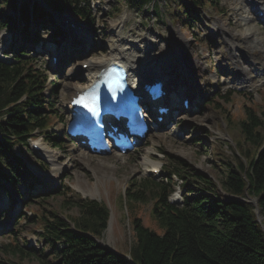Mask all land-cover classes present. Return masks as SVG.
Returning <instances> with one entry per match:
<instances>
[{
	"label": "rangeland",
	"instance_id": "374dc122",
	"mask_svg": "<svg viewBox=\"0 0 264 264\" xmlns=\"http://www.w3.org/2000/svg\"><path fill=\"white\" fill-rule=\"evenodd\" d=\"M90 1L94 7L93 19L77 20L84 31L82 32L84 40L80 42L81 37H79L80 43L76 45L81 47L74 46L76 40H72L74 43L68 42L70 36L74 38L72 30H67L64 25H62L63 28H59L62 32L58 33H53L49 29L38 31L40 42L36 44H32V41L22 42V47L26 48L25 55L32 59L33 67L46 77L42 95L49 96L48 100L52 104L49 112L52 115L51 130H47L48 134L44 135L50 136L49 139L40 136L32 142L38 146V151L34 148L31 151L20 147L15 148V155L24 160L26 167L32 170L37 180L40 177L43 179L31 186L29 183L31 178L28 177V181L20 180L16 188L7 186L8 191L11 192L10 196L6 190L0 188V228H2L0 230V263H36L35 256L33 258H26L23 255L10 256V245H4L8 244L9 239H13L24 252L39 255L43 250V254L49 256L51 250L41 237V227L35 216L45 211H54L61 217H73L79 215L76 205L86 200H95L104 204L109 211L107 227L97 237L98 242L111 250L128 255L129 248L135 241L131 224L133 217L140 218L145 226L158 234H161L163 229L160 228L159 222L151 217L156 195L154 186L147 185L148 188L141 189L140 194L144 195V202H126V191H132L142 181L149 180L171 187L172 194L169 200L175 201L174 197L183 196L189 191V188H185L184 183L177 176L171 175L169 170L172 163L174 166L176 161L181 160L189 165V171L187 169L186 172L191 173L194 169L210 175L215 180L218 193L222 196L227 194L221 185L225 175L221 163L224 158L218 151L227 154H235L239 151L238 142L242 138L239 134L237 119L243 105L253 106L258 111L264 109V82L258 83L264 79L263 46L253 40L254 33L247 35V38L239 35L246 32V28L255 27L259 36L264 38V29L260 27L262 25L257 20H242L241 17L247 16V13L246 9L245 11L243 9L244 4L238 3L240 0H215L218 2L217 6L203 12L201 19L203 25L196 29H188L183 21H176L172 12L170 13L171 7L169 8L163 1H158L156 4L161 7V17L150 14V11L134 12L126 3L118 0ZM25 3H28L30 7L35 4V9L38 11L47 9L41 0H17V7ZM238 6L240 8L235 10ZM116 8L118 11H115ZM15 14L12 9L6 10V16ZM117 24L118 26L114 27ZM23 26L16 21L15 27L0 30V33H3L0 35L1 59L9 61L13 58L11 51L20 42ZM27 28L30 30L32 25L30 24ZM223 29L230 30L235 37L234 41L237 40L239 43L247 44L246 39L251 40L255 45L252 49L256 50L248 52L246 45H240L238 42L246 53L241 54L238 50L240 47L233 50L222 32ZM86 36L89 38L86 39ZM223 39L226 40L225 43H222ZM114 40L122 45L129 44L132 49L129 48L138 55L142 50H151L154 56L149 58L150 64L152 63L153 70L158 71L161 70L160 63L168 58H171L168 60L169 63L173 62L177 52H180L178 49L187 42L189 48L186 49L188 53L185 52L184 57L193 61L192 75L196 74L198 78L201 76L204 82L200 99L205 100L192 112L179 116L172 124L152 128L135 150L125 155L119 156L113 153L93 155L86 151L80 153L82 149L78 148L79 145L76 142L63 140L65 102L72 94L73 87H81L80 83L85 75L80 62L87 58L108 57L114 50L112 46ZM56 43L59 46L62 43L69 49L71 46L70 52L76 56L70 58L71 63L66 62L54 70L50 67L51 54L45 47ZM234 44L236 46V42ZM161 45L164 46L163 50ZM179 59L184 58L180 56ZM178 60L177 68L167 66L168 69H174L177 74L181 71L178 69L180 61ZM232 60L235 64H231ZM233 68H242L244 75H240L239 78L242 80L243 76H249V85L254 82V85H257L251 88L243 85V81L240 83L242 85L225 83L224 77L230 75L229 71ZM66 72L74 73L66 78ZM178 75L176 81H179L180 74ZM53 82L58 85L56 89L51 86ZM173 87L175 88V85ZM52 92L54 95H51ZM222 95L231 99L226 102L220 97ZM216 103L224 104V108L219 109ZM57 137L61 140H56ZM53 144L61 145L56 147ZM3 168L10 170L7 160ZM153 168L157 170L155 174L151 173ZM48 184L51 185L48 186ZM188 184H190L189 187L194 186L191 183ZM48 187L54 189L53 191L57 194L47 197L50 194ZM190 192L193 194V190ZM14 228L18 231L12 235Z\"/></svg>",
	"mask_w": 264,
	"mask_h": 264
},
{
	"label": "trees",
	"instance_id": "16d2710c",
	"mask_svg": "<svg viewBox=\"0 0 264 264\" xmlns=\"http://www.w3.org/2000/svg\"><path fill=\"white\" fill-rule=\"evenodd\" d=\"M41 1L46 10L38 11L35 4L30 7L28 3L17 7V0H0V30L13 28L19 21L24 25L20 41H36L41 29L62 32L53 25L56 11L82 21H90L94 17L90 0ZM118 1L126 3L134 12L150 11L156 17H161V7L156 4L163 1L171 7L173 18L183 21L188 29L203 25V12L214 9L218 4L215 0H184L187 3L183 0ZM8 9L16 14L6 16ZM30 24L32 28L28 30ZM18 45L11 51L13 58L9 61L0 59L1 189H5L3 182L17 186L29 175L24 160L15 155V148L29 151L30 139L44 136L48 134L47 130H51L52 115L49 112L52 104L48 97L42 95L46 77L33 67L32 59L25 55L22 44ZM51 86L56 89L58 85L53 82ZM220 97L226 102L231 99L225 95ZM216 107L224 108V104L216 103ZM240 111L237 122L242 138L238 142L241 157L217 150L224 158L221 163L225 175L221 185L227 197L218 193L216 184L209 177L194 169L191 173L186 172L189 165L175 160V165H170L171 175L179 177L183 186L189 188L181 205L168 200L172 188L167 184L144 180L136 189L126 191V202H144L141 189L148 188L147 185L154 186L156 195L151 217L163 229L158 234L145 226L140 218L133 217L131 224L135 241L128 255L98 242L97 237L106 229L109 211L104 204L86 200L76 205L79 215L73 217H61L54 211L35 216L41 227V237L51 250L49 256L44 255L43 250L39 255L24 252L13 239H9L4 245H10V256H35L34 264H264V109L258 111L253 106L243 105ZM44 138L49 139L50 136ZM53 145L58 147L61 144ZM6 160L10 170L3 168ZM188 183L194 186L189 187ZM64 188L68 189L67 186ZM49 193L47 197L57 194L56 191ZM249 198L257 200L262 217L260 223L255 220L254 205L247 202ZM17 231L14 228L12 235Z\"/></svg>",
	"mask_w": 264,
	"mask_h": 264
},
{
	"label": "bare ground",
	"instance_id": "6f19581e",
	"mask_svg": "<svg viewBox=\"0 0 264 264\" xmlns=\"http://www.w3.org/2000/svg\"><path fill=\"white\" fill-rule=\"evenodd\" d=\"M244 1H246V2H244ZM247 1L248 0H240V2H238V3L240 5L241 4H244V5L247 6L248 5L247 4ZM252 1H255V0H252ZM253 3H254V5L258 6L257 10L255 11L256 13H260V12H263L264 13V0H256ZM239 6L236 7L235 10L239 9ZM253 15H250L249 16V14H248L247 16H245V17L242 16L241 18H242V20H247L248 19V20L254 21L255 18L253 17ZM255 17H256V14H255ZM117 26H118V24L115 25L114 27H117ZM247 26H250V25H247ZM255 29H256L255 27L246 28V32L240 33L239 35L242 36V37H244V38H247V35H249L251 33H254L255 38H253V40H255L256 42L260 43L263 46V49H264V43H263L264 38L261 37V36H259V33L256 32ZM222 32H223V34H225V37L227 38V42H230L229 44L231 45V48H233V50H235V48H237V47H240L239 44L240 45H246V49H247L246 51H248V52H250V51L252 52V50H253L252 48H255V45L252 43L251 40L248 41V39H246L247 41H245V42L247 44H244V42L243 43H239L237 40L234 41V38L235 37H234L233 33L230 30L223 29ZM85 33H84V35H85ZM81 36H82V39H81L80 42H82V40H84L82 34H81ZM86 37H87L86 39L89 38V36H86ZM70 38H71V36H70ZM70 38H69L68 42L74 43V41H72V40H76V42H77L78 35L73 36L74 39H72V38L70 39ZM232 41L236 42V46H235L234 42H232ZM80 42L78 41V43H74V46L75 47H81V46H76V45H79ZM113 42L114 43L112 44V46H113V49L114 50H113L112 54H110L108 57H106V58L105 57H102L100 59H92V58L91 59H88L87 58V59H84V61L80 62L81 64H87L86 69L85 70H82L83 73L86 75V77H88L90 79V77H93L94 75H96L97 73H99L100 69H102L103 67H106L108 64H110L112 62H117L118 64H120V65H126L129 68L130 74H131L130 79H131V81H132L133 84H136V83L137 84H140L145 79H152L155 76L156 77H163V78H165L163 80V82H162L163 87L166 88L167 93H173V91L176 88H178L179 86H176L175 83H170V81H172L171 78H174L175 76L177 77L178 74H177V72H174V69H171V68L168 69L167 66H172L173 68H175L176 67V63H177V60L179 59L180 56H183L184 59H181V60L179 59L180 61L178 60L179 61V65H180V63L184 62L185 59H187V66H189V67L190 66L191 67L194 66L192 60L190 61V59L184 57V56H186V54H185V52H187L186 49L189 48L187 46V42H184L183 43V46L184 47L182 46L181 49H178V51L180 50L181 53L180 52H177L176 57L174 58L173 62H170L169 63L168 60L171 59V58H168V59H166V60H164V61H162L160 63L161 64V65H159V68L161 69L160 71L153 70V68L151 66L152 63L150 64L149 58H151L152 56H154L153 53L151 54V50H149V49L146 50V51L145 50H142V51H140V54L138 55V54H135L134 53V50H131L132 48H131V46L129 44L122 45L120 43L115 42V40ZM225 42H226V40L223 39V42L222 43H225ZM259 47H261V46H259ZM71 48H72L71 46H70V49H69V47L67 48V46H65L64 44L61 43L60 46H58V45L55 46L54 50H52V48H49V49L51 51H54L53 54H55L57 56L58 61H59V64L62 65V63L63 62H67L69 58H74V56H76V55L73 54V52H70ZM45 49L48 50V48H45ZM238 50L241 51V54L244 53V52L246 53L245 49H243L241 47ZM254 50H256V49H254ZM70 53H71V56L69 57V54ZM233 60L230 61L231 64H235V62H233ZM235 60H237V57L236 56H235ZM254 63H256V62H254ZM179 65H178V69H180ZM246 68H248V67H246ZM73 73L72 72H70V73L66 72V78L71 77L73 75ZM233 73L234 74H231L230 73V75H226V77H224L225 83H228V84H231V83L232 84H237L236 81H238V80H236V78L238 77V79H239L240 75H244V71H242L241 68L234 69L233 70ZM242 78H244V76ZM241 81L244 82V80H241ZM262 82H264V79L261 80V81H259L258 83H262ZM248 83H250V78H248ZM254 84H255V82L253 84H251L250 86L251 87H255L257 85V84L256 85H254ZM174 85H175V88L173 87ZM180 88H183L185 90H193V91L196 90V88H195L194 85H192V86H186L185 84H182V85H180ZM78 89H79L78 87H73L72 94H70L69 96L70 97L73 96L78 91ZM177 94L180 95L179 93H177ZM195 95L198 96V94H195ZM197 96H194V98H196ZM78 148L81 149L80 146ZM83 151L84 150H81L80 153L83 152ZM99 168H100V165H99Z\"/></svg>",
	"mask_w": 264,
	"mask_h": 264
},
{
	"label": "water",
	"instance_id": "95a60500",
	"mask_svg": "<svg viewBox=\"0 0 264 264\" xmlns=\"http://www.w3.org/2000/svg\"><path fill=\"white\" fill-rule=\"evenodd\" d=\"M247 202L252 203V204L254 205V210H255V215H256L255 220H256L258 223H260V221H261L260 219H261L262 217L260 216V212H259V208H258L257 200H256V199H251V198H249V199L247 200ZM262 229L264 230V227H262Z\"/></svg>",
	"mask_w": 264,
	"mask_h": 264
},
{
	"label": "clouds",
	"instance_id": "9594fccd",
	"mask_svg": "<svg viewBox=\"0 0 264 264\" xmlns=\"http://www.w3.org/2000/svg\"><path fill=\"white\" fill-rule=\"evenodd\" d=\"M255 23V22H254ZM262 29H264V25L260 26ZM0 35H3V33H0ZM163 45H161V50H163Z\"/></svg>",
	"mask_w": 264,
	"mask_h": 264
},
{
	"label": "snow or ice",
	"instance_id": "6c2138e0",
	"mask_svg": "<svg viewBox=\"0 0 264 264\" xmlns=\"http://www.w3.org/2000/svg\"><path fill=\"white\" fill-rule=\"evenodd\" d=\"M77 102H80V101H77ZM86 106V105H85Z\"/></svg>",
	"mask_w": 264,
	"mask_h": 264
}]
</instances>
